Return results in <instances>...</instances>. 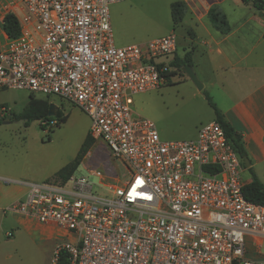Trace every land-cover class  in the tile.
Instances as JSON below:
<instances>
[{
  "label": "built area",
  "instance_id": "1",
  "mask_svg": "<svg viewBox=\"0 0 264 264\" xmlns=\"http://www.w3.org/2000/svg\"><path fill=\"white\" fill-rule=\"evenodd\" d=\"M125 1L0 0V89L77 107L89 136L127 173L119 186L101 184L107 195L84 176L4 180L25 189L6 211L58 230L51 264L61 255L67 264H264L254 258L264 255V206L244 199V168L221 126L213 120L191 140L163 141L152 121L132 116L135 95L179 71L173 32L115 45L109 9ZM8 17L16 36L4 30Z\"/></svg>",
  "mask_w": 264,
  "mask_h": 264
},
{
  "label": "rangeland",
  "instance_id": "2",
  "mask_svg": "<svg viewBox=\"0 0 264 264\" xmlns=\"http://www.w3.org/2000/svg\"><path fill=\"white\" fill-rule=\"evenodd\" d=\"M174 2L179 0H129L111 5L109 16L115 44H143L173 32L177 39V55L182 57L188 35L184 23L172 24L170 5ZM196 78L200 82L201 76ZM206 90H198L184 71L172 73L161 88L133 97L132 116L152 121L163 141L191 140L201 124L213 121V111L204 98ZM210 91L215 96V90ZM29 94L24 90L0 89V107L9 110V117L0 124V164L7 162L12 167V181L53 180L57 171L76 158L85 138L91 144L95 140L87 133L88 117L77 107L55 97L48 100L67 115L65 123L54 127L44 124L42 128L40 121H34L28 127L22 121L11 122L10 114L22 111ZM34 96L46 99L41 94ZM89 149L90 146L86 147L85 155L72 175L89 177L97 192L107 195L112 189L101 184H119L127 173L122 165L110 158L104 146L95 145L88 154ZM91 171L100 172V176L92 175ZM249 179L244 168L242 180L246 184ZM10 186L19 188L16 184ZM13 230L14 236L8 238L11 241L10 264H36L39 258H43L41 251L45 253L46 264H51L52 251L57 243L54 237L47 239L20 226L13 227ZM254 258L264 259V255L255 254Z\"/></svg>",
  "mask_w": 264,
  "mask_h": 264
},
{
  "label": "crops",
  "instance_id": "3",
  "mask_svg": "<svg viewBox=\"0 0 264 264\" xmlns=\"http://www.w3.org/2000/svg\"><path fill=\"white\" fill-rule=\"evenodd\" d=\"M184 6L180 23L186 25L188 35L184 54H189L192 71L201 76L203 88L225 121L241 135L249 166L264 183V12L240 0H186ZM209 11L224 17L226 33L212 27ZM210 89L215 90V96ZM95 145L104 146L95 140L88 154ZM12 174L7 162L0 164V264H10L11 241L7 234L14 236L13 227L20 226L47 239L58 233L54 227L6 211L25 193L23 187L14 188L4 182L12 180ZM41 255L36 264H46L44 251Z\"/></svg>",
  "mask_w": 264,
  "mask_h": 264
},
{
  "label": "trees",
  "instance_id": "4",
  "mask_svg": "<svg viewBox=\"0 0 264 264\" xmlns=\"http://www.w3.org/2000/svg\"><path fill=\"white\" fill-rule=\"evenodd\" d=\"M244 4H249L256 11L264 12V0H240ZM185 11V6L182 2H174L170 5V16L171 21L174 26H177L181 23L183 14ZM209 21L214 29L221 33H226L228 31L227 23L224 17L219 16L213 11L208 13ZM4 30L9 36H16L18 34L17 23L12 18L8 17L4 23ZM171 66L175 67L178 71H184L185 66L191 67V59L189 54H184L182 57L175 56L174 60L171 62ZM204 98L207 101V104L213 111L214 120L221 126L223 129L228 143L233 148L234 152L237 154L239 159L242 162L243 168L249 173L250 182L246 183L243 187V197L244 199L252 204L264 206V183L260 182L256 177L253 169L249 166L246 167L243 163V158L246 157V151L243 146L242 137L238 134L224 119L220 110L211 100L210 96L207 93H204ZM50 104L48 99H37L33 95H29L26 105L23 107L22 111L18 114H10L11 122L22 121L25 127H28L34 121H40L41 127L44 128L45 125H42V122L52 121L55 119L57 125L63 124L67 120V115H63L61 111H57L54 117H48V105ZM6 118H0V124ZM92 144L88 142L85 138L76 158L66 167L58 171L52 178L55 181H66L75 169L81 163L84 155L85 149ZM56 264H67V260L63 255L59 258Z\"/></svg>",
  "mask_w": 264,
  "mask_h": 264
},
{
  "label": "water",
  "instance_id": "5",
  "mask_svg": "<svg viewBox=\"0 0 264 264\" xmlns=\"http://www.w3.org/2000/svg\"><path fill=\"white\" fill-rule=\"evenodd\" d=\"M184 72H185V75L188 77V79L196 86L198 90H201L203 88L202 84L196 78L191 67L185 66ZM57 111H58V108L54 104L50 103L48 105V117H54ZM4 123H8V122H4ZM243 163L245 164L246 167H249L250 165L247 157L243 158Z\"/></svg>",
  "mask_w": 264,
  "mask_h": 264
}]
</instances>
